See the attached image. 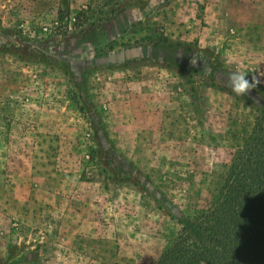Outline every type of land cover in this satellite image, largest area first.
<instances>
[{
	"label": "rangeland",
	"instance_id": "rangeland-1",
	"mask_svg": "<svg viewBox=\"0 0 264 264\" xmlns=\"http://www.w3.org/2000/svg\"><path fill=\"white\" fill-rule=\"evenodd\" d=\"M238 67L264 0H0V264H155L264 110Z\"/></svg>",
	"mask_w": 264,
	"mask_h": 264
},
{
	"label": "trees",
	"instance_id": "trees-1",
	"mask_svg": "<svg viewBox=\"0 0 264 264\" xmlns=\"http://www.w3.org/2000/svg\"><path fill=\"white\" fill-rule=\"evenodd\" d=\"M61 15L60 26L69 27L70 19L65 22ZM75 19L80 21V16ZM159 37L171 43L167 36ZM256 86L264 97V86ZM90 117L103 150L101 133L107 135L103 116ZM155 264H264V110L247 143L238 148L219 193L207 208L187 218Z\"/></svg>",
	"mask_w": 264,
	"mask_h": 264
},
{
	"label": "clouds",
	"instance_id": "clouds-1",
	"mask_svg": "<svg viewBox=\"0 0 264 264\" xmlns=\"http://www.w3.org/2000/svg\"><path fill=\"white\" fill-rule=\"evenodd\" d=\"M246 73L238 67L235 71L228 73L227 83L231 90L240 96L246 95L259 81L253 77L252 82L246 79Z\"/></svg>",
	"mask_w": 264,
	"mask_h": 264
}]
</instances>
